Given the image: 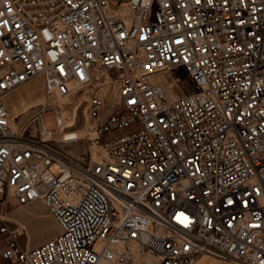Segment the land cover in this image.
Listing matches in <instances>:
<instances>
[{
  "label": "built area",
  "instance_id": "built-area-1",
  "mask_svg": "<svg viewBox=\"0 0 264 264\" xmlns=\"http://www.w3.org/2000/svg\"><path fill=\"white\" fill-rule=\"evenodd\" d=\"M38 76L46 101L17 128L6 97ZM112 77L101 120L94 82ZM82 94L97 122L81 135L49 98ZM10 194L43 200L60 233L23 248ZM0 232L11 264H125L135 245L157 264H264V0H0Z\"/></svg>",
  "mask_w": 264,
  "mask_h": 264
},
{
  "label": "rangeland",
  "instance_id": "rangeland-1",
  "mask_svg": "<svg viewBox=\"0 0 264 264\" xmlns=\"http://www.w3.org/2000/svg\"><path fill=\"white\" fill-rule=\"evenodd\" d=\"M113 8L117 7L112 5ZM165 76L171 79V75L166 73ZM165 76L161 74H155L152 76L155 80H164ZM94 91L100 94L105 100V109L112 111L118 101V85L113 77L108 81H102L100 78L95 79ZM26 86L34 88V92L31 94H25ZM23 90V91H22ZM87 94H82L78 98L52 96L49 98L51 106H61L66 112V125L67 120H72V116L75 117V121L71 125H67L70 129L78 130L79 134H84L93 123L92 118L89 117L88 106L86 99ZM46 101L44 93V80L42 76L35 77L28 82L22 84L15 90H13L6 97V104L12 118V123L15 127L19 128L43 106ZM44 124L48 129H56L57 121L56 115L52 108L47 109L43 113ZM128 127L124 132L130 131ZM117 135V132H107L103 135V140L113 138ZM83 141L73 145H64L65 150L75 156L80 157L85 153L84 148L81 146ZM11 213L20 219L24 220L27 224V231L21 236V241L26 242L28 236H31L35 242L45 243L49 239L47 237L57 232V235L61 231L59 223L53 217L50 218L45 214L44 201L38 199L35 204L27 203L25 205L14 206ZM135 257L129 260L125 264H157V257L148 249L141 248L139 245L134 246ZM208 260L213 261L215 258L206 256ZM204 261L202 264H213V262Z\"/></svg>",
  "mask_w": 264,
  "mask_h": 264
},
{
  "label": "crops",
  "instance_id": "crops-1",
  "mask_svg": "<svg viewBox=\"0 0 264 264\" xmlns=\"http://www.w3.org/2000/svg\"><path fill=\"white\" fill-rule=\"evenodd\" d=\"M111 111L108 110V109H104L102 111V114H101V117L100 119L101 120H104L106 119L108 116H109V113ZM97 121L96 120H93V123L95 124ZM37 202V200L35 201H32L30 202L31 204H35ZM5 209H6V214H7V223H8V226L12 229V228H15L17 225H23L25 227V231L24 232H21L20 235L18 236V240H19V243L21 244V246L23 248H25L26 250H32V249H35L37 247H39L40 245H42L44 241H41V242H35L33 240V238L31 236H28V239L26 242H22L21 241V236L25 234V232L27 231V224L24 220L20 219L19 217L13 215L11 213L12 211V208L14 206H19L20 204L17 203V200L15 198V196L13 194H10L8 196V198L6 199L5 201ZM45 205V214L47 216H49L50 218L53 219L51 213L49 212L46 204L44 203ZM56 220V219H55ZM58 223V222H57ZM57 235V232H54L52 234H50L47 239H51L53 237H55ZM8 246V238H7V233L6 232H0V264H11V260L8 259V258H5L2 253L3 251L6 249V247ZM203 260L205 261H210L207 259V257H203L202 258ZM211 262V261H210ZM23 264V263H22ZM25 264V263H24Z\"/></svg>",
  "mask_w": 264,
  "mask_h": 264
},
{
  "label": "bare ground",
  "instance_id": "bare-ground-1",
  "mask_svg": "<svg viewBox=\"0 0 264 264\" xmlns=\"http://www.w3.org/2000/svg\"><path fill=\"white\" fill-rule=\"evenodd\" d=\"M24 90L26 91L25 94H31L32 92H34V88H32L31 86H26V88H25ZM22 91H23V90H22ZM64 116H66V112L64 113ZM89 117H90V115H89ZM90 118H91V117H90ZM74 121H75V117L72 116V120H71V119H70V120H67V125H71V124H73ZM67 125H66V120H65V126H67ZM93 126H94V125L91 124V126L87 127V129L89 130V129H90L91 127H93ZM58 132H59L60 134H61V133H66L62 128H60ZM98 150H99L98 148L93 149L94 156H96V152H97ZM204 261H205V260L201 259V260L198 261L197 264H202ZM211 262H213V264H222V262L219 261V260H217V259H214V260L211 261Z\"/></svg>",
  "mask_w": 264,
  "mask_h": 264
}]
</instances>
